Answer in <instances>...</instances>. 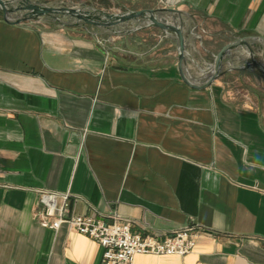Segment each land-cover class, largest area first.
Returning <instances> with one entry per match:
<instances>
[{
  "label": "crops",
  "instance_id": "crops-1",
  "mask_svg": "<svg viewBox=\"0 0 264 264\" xmlns=\"http://www.w3.org/2000/svg\"><path fill=\"white\" fill-rule=\"evenodd\" d=\"M102 3L180 12L197 85L237 40L264 62V0ZM75 30L0 16V264H106L96 241L40 225L43 192L69 194L73 215L119 217L160 241L201 227L191 254L133 264H264V76L249 68L247 49L195 90L173 34Z\"/></svg>",
  "mask_w": 264,
  "mask_h": 264
},
{
  "label": "water",
  "instance_id": "water-1",
  "mask_svg": "<svg viewBox=\"0 0 264 264\" xmlns=\"http://www.w3.org/2000/svg\"><path fill=\"white\" fill-rule=\"evenodd\" d=\"M0 10L3 13L4 19L12 24L18 25L23 21H34L41 18H46L49 21L58 23L63 28H86L92 26L99 33L97 36H124L132 35L136 32L148 29L157 28L166 34H173L179 47V70L184 83L195 90H205L220 77L224 68L226 59L236 50L245 47L248 51L251 62L249 68L257 70L264 76V62L253 50L249 41L245 39L237 40L225 46L217 55L213 73L206 82L202 85L194 83L193 79L188 74L187 51L184 33L181 28V13L176 10H156V11H140L127 12L124 14H108L103 11L92 10L90 8L74 9V8H53L31 0H0ZM25 12L23 15L16 17V21H11L14 14ZM168 15L175 22V25H168L161 21V17Z\"/></svg>",
  "mask_w": 264,
  "mask_h": 264
},
{
  "label": "built area",
  "instance_id": "built-area-1",
  "mask_svg": "<svg viewBox=\"0 0 264 264\" xmlns=\"http://www.w3.org/2000/svg\"><path fill=\"white\" fill-rule=\"evenodd\" d=\"M70 201L69 194L41 193L40 225L54 231L67 226L70 231L96 241L104 249L106 264H133L139 255L185 257L195 250L202 232L199 225H192L160 241L134 233L132 222L119 217L107 223L95 217L73 215Z\"/></svg>",
  "mask_w": 264,
  "mask_h": 264
},
{
  "label": "rangeland",
  "instance_id": "rangeland-1",
  "mask_svg": "<svg viewBox=\"0 0 264 264\" xmlns=\"http://www.w3.org/2000/svg\"><path fill=\"white\" fill-rule=\"evenodd\" d=\"M35 3H39L42 5H46L49 7L53 8H74V9H82V8H90L92 10H98V11H103L108 14H124L127 13L126 11L120 10V9H102L104 8L102 1L103 0H31ZM25 12H19V14H24ZM0 16H3L2 11L0 10ZM36 23L38 26L42 28H46L48 30H54L59 27H61L58 23L49 21L46 18H41L36 20ZM63 28V27H62ZM65 30L71 31V29H76L75 33L79 35H90L92 32L99 33V31L92 27V26H87L86 28H64ZM250 63V60H247ZM241 64H246L245 61H241Z\"/></svg>",
  "mask_w": 264,
  "mask_h": 264
},
{
  "label": "bare ground",
  "instance_id": "bare-ground-1",
  "mask_svg": "<svg viewBox=\"0 0 264 264\" xmlns=\"http://www.w3.org/2000/svg\"><path fill=\"white\" fill-rule=\"evenodd\" d=\"M20 16V15H19Z\"/></svg>",
  "mask_w": 264,
  "mask_h": 264
}]
</instances>
